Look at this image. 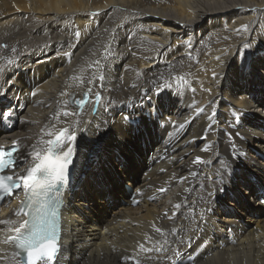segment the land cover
I'll return each mask as SVG.
<instances>
[{
    "label": "bare ground",
    "instance_id": "obj_1",
    "mask_svg": "<svg viewBox=\"0 0 264 264\" xmlns=\"http://www.w3.org/2000/svg\"><path fill=\"white\" fill-rule=\"evenodd\" d=\"M0 93L16 120L0 114V143L21 142V157L64 101L76 115L56 128L75 132L78 161L101 148L66 192L55 264H264V0H0ZM197 206L212 209L206 223ZM8 228L0 264H13Z\"/></svg>",
    "mask_w": 264,
    "mask_h": 264
},
{
    "label": "snow or ice",
    "instance_id": "obj_2",
    "mask_svg": "<svg viewBox=\"0 0 264 264\" xmlns=\"http://www.w3.org/2000/svg\"><path fill=\"white\" fill-rule=\"evenodd\" d=\"M241 27L247 29V25ZM76 35L79 36V32ZM3 47L7 48L8 46L3 45ZM11 51L15 52V49L13 48ZM6 63L11 65L15 63V60L8 59ZM95 63L98 66L100 61ZM80 82L83 83V80L81 79ZM175 83L183 85L186 83V79L183 76H178ZM167 87H171V84L165 81L161 90ZM90 92L91 89L84 94L83 98L76 99L73 103L83 108L90 102ZM64 95L66 93L61 92V96ZM100 99L101 96L97 93L95 95L96 102L99 103ZM67 105L68 101H64L61 111L54 116L56 123L61 122L59 119L61 114L65 117L76 115L75 112H71L67 108ZM200 111L203 110L200 109ZM0 114L11 115V111ZM124 119L128 120L129 117H124ZM56 123L47 127L46 132L44 129L41 130L43 135L51 138L45 140L42 135L38 144L33 145L32 151L26 153L25 157L16 156V153L19 152V141H13L11 146L0 145V200L12 196L16 190H22L25 193V199L13 212V216L17 219L0 220V225H12L9 228L11 234L7 235L3 242L11 243L14 246L13 255L18 258L17 264H55L60 250L59 231L55 222L57 213L53 202L47 199V194L54 186L65 183L67 180L68 166L72 163L75 151L72 144L76 135L75 132L70 131L69 127L57 130ZM198 162H203L201 157H196L194 163ZM18 164H27L28 167L17 171ZM165 190L161 189V191ZM156 231L163 232L159 228ZM139 247L144 251L150 250L145 248L144 244ZM180 255L179 250L174 252V256ZM129 259L134 260L131 257H122V260L125 261ZM134 264H138V262L134 260Z\"/></svg>",
    "mask_w": 264,
    "mask_h": 264
},
{
    "label": "rangeland",
    "instance_id": "obj_3",
    "mask_svg": "<svg viewBox=\"0 0 264 264\" xmlns=\"http://www.w3.org/2000/svg\"><path fill=\"white\" fill-rule=\"evenodd\" d=\"M120 167V166H119ZM117 168H118V166H117ZM119 169V168H118ZM120 171V170H119ZM230 193V192H229ZM229 193H228V196H229ZM222 197V194L220 195V198ZM230 201V198H228V200H227V202H229ZM113 207H115V206H113Z\"/></svg>",
    "mask_w": 264,
    "mask_h": 264
}]
</instances>
